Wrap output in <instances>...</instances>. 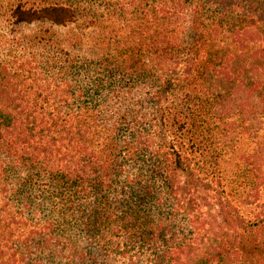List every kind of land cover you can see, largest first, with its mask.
<instances>
[{"label": "trees", "instance_id": "trees-1", "mask_svg": "<svg viewBox=\"0 0 264 264\" xmlns=\"http://www.w3.org/2000/svg\"><path fill=\"white\" fill-rule=\"evenodd\" d=\"M24 4L12 6L14 24L76 18L66 2ZM116 7L130 17L117 65L81 58L76 38L49 28L0 54V264H101L129 252L130 264H264V204L247 220L224 190L206 203L178 180H204L198 162L219 174L242 124L252 146L240 156L241 204L260 199L264 0Z\"/></svg>", "mask_w": 264, "mask_h": 264}, {"label": "rangeland", "instance_id": "rangeland-1", "mask_svg": "<svg viewBox=\"0 0 264 264\" xmlns=\"http://www.w3.org/2000/svg\"><path fill=\"white\" fill-rule=\"evenodd\" d=\"M25 3L24 5L31 6L43 3L66 2L70 4L76 11L75 20L64 27H49L45 23L35 24H14L10 18L12 6L17 3ZM112 2L115 0H0V36L6 40V46L0 47V54H7L9 47L17 50L23 48V39L34 35L45 29H50L55 32L60 38H68L70 36L76 38L77 46L70 49V52L77 53L81 58L95 60H111L119 64L130 51V17L125 14L126 10L122 9L124 14H121L119 8H111ZM125 3V1H123ZM122 2V3H123ZM121 5V3H120ZM123 6V5H122ZM114 7V6H113ZM126 8V7H123ZM238 15V14H237ZM244 20V19H243ZM262 33V44H264V22L257 24ZM21 42V44H19ZM19 44V45H18ZM144 59L147 60L145 57ZM178 70L172 73L174 80L181 77V72ZM218 124V123H217ZM219 126V124H218ZM242 124L231 133L228 140V145L223 148L221 153L220 173H213L212 177L208 174L204 175V169L200 167L202 163L198 162L194 167V174L205 178L201 181L190 179L186 174H179L178 180L184 189H197L199 195L207 194L206 203H214V192L224 190L221 193L224 198H227L231 204L238 206L239 213L245 219H251L264 204V188L261 190L260 199L252 205H242L241 201L244 198V188L247 182L246 176L242 174L243 167L240 156L252 146V140L249 138ZM218 130V128H217ZM225 154V155H222ZM198 180V179H197ZM219 182V183H218ZM214 183L219 184L217 189H213ZM209 186V190L203 189ZM220 194V195H221ZM203 202V204H206ZM105 254V252H102ZM108 262L101 264H130V252L123 256L119 253L112 254Z\"/></svg>", "mask_w": 264, "mask_h": 264}]
</instances>
